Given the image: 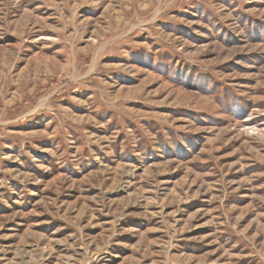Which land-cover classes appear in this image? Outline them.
Listing matches in <instances>:
<instances>
[{"label": "rangeland", "instance_id": "374dc122", "mask_svg": "<svg viewBox=\"0 0 264 264\" xmlns=\"http://www.w3.org/2000/svg\"><path fill=\"white\" fill-rule=\"evenodd\" d=\"M0 264H264V0H0Z\"/></svg>", "mask_w": 264, "mask_h": 264}]
</instances>
